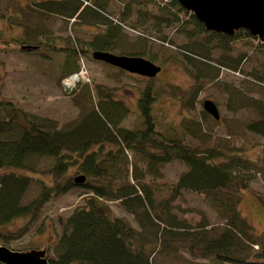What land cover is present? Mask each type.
Instances as JSON below:
<instances>
[{"label":"trees","instance_id":"16d2710c","mask_svg":"<svg viewBox=\"0 0 264 264\" xmlns=\"http://www.w3.org/2000/svg\"><path fill=\"white\" fill-rule=\"evenodd\" d=\"M8 1L12 2L15 12L10 10L6 17L16 18L13 21L19 22L26 35L23 41L18 37L15 41H19L21 46L42 48L43 52L51 49L64 53L62 65L65 69L61 79L80 70L79 56L96 50L147 57L156 55L149 48L154 42V33H145L139 25L140 11L136 12L134 21L130 20V0L117 15L109 8L112 0ZM164 3L159 8L165 12H168L167 6H176L185 12L181 24L188 23V17H191L196 26L185 30L190 39L205 32L220 41L217 47L222 52L216 59L210 57L205 45L196 46L195 42L177 50L176 54L181 52V62L195 85L189 89L192 96L185 105H193L197 101L203 88L198 80L211 72L205 71L208 66L218 72L228 68L244 74L242 64L248 59V50L233 54L237 47L234 40L241 36H244V48L261 57L255 59L259 63L258 68L246 74L260 83L264 82V39L252 36L245 29L233 35L207 31L195 15H187L176 0ZM51 14L65 19L71 30L91 26L86 29L90 38L78 36L73 39L68 36L65 40L68 34L59 36L49 24ZM127 22L142 28L135 38L140 44L138 48L127 45L125 27L130 26ZM168 23L164 19L157 23L159 30L155 33L159 37L156 39L163 45L173 44L162 27L164 24L167 27ZM36 48L20 50L26 53ZM167 59L176 60L177 57L170 54ZM216 84L222 85L223 91L234 99L236 110L248 105V100L246 105L238 101L240 99L228 88L229 85ZM94 89L96 100L89 85L79 83L72 93V100L82 105V115L62 126H57L47 117L26 111L14 100H0V229L20 216H28V222L33 223L51 197L78 186L86 196L85 203L64 218L61 232L53 244L54 258L50 259L53 264H264V246L254 255L250 251L259 238L241 209L242 192L254 178L252 169L256 168L257 162L244 156L246 151L240 147L198 143L197 138L208 137L200 120L188 118L187 126L182 123L179 128L170 125L165 130H158L153 103L159 93L154 91L152 83L141 90L137 99L141 121L133 128L122 125L132 111L128 103L111 95L102 85L95 84ZM78 90L82 96L74 94ZM252 106L258 117L245 122V129L264 137V102ZM202 115L208 117L205 110H202ZM230 135H237V132L231 131ZM43 159L51 162L46 170L49 174L47 180L29 174L38 171ZM174 160L187 166L178 180H157L161 165ZM73 169L86 176L84 183H74V175L69 174ZM34 181L41 184V191L32 201L23 203L25 192ZM185 190L205 196L218 207L226 219L219 232H214L207 220L197 223L194 228L185 218L172 212L174 201ZM161 192H165V196H161ZM105 200H120L134 215L138 226L113 214ZM25 230L27 228L20 231L23 233ZM15 233L11 232L9 236L13 237ZM5 235L1 229L0 240L7 242ZM184 250L209 260L183 258L181 252ZM251 256L255 259L250 262Z\"/></svg>","mask_w":264,"mask_h":264},{"label":"rangeland","instance_id":"374dc122","mask_svg":"<svg viewBox=\"0 0 264 264\" xmlns=\"http://www.w3.org/2000/svg\"><path fill=\"white\" fill-rule=\"evenodd\" d=\"M127 1L112 0L109 8L117 15ZM166 1L168 0H130L132 5L130 20L134 21L136 12L140 11L141 21L139 25L144 28L141 29L147 34L154 33V42L150 44L149 48L156 55L152 57L150 54L146 58L162 65V70L155 78L130 73L104 61L95 60L89 52L88 55L78 57L79 69L80 72L84 70V77L68 84L65 79L69 76L60 78L63 75V69H65L62 65L64 53L51 51V49L43 52L42 48L31 49L26 53L22 52L21 43L15 41V38L18 37L20 41H23V37H26L24 30L18 21H13L17 20L16 18L6 17L10 10L15 12V8L10 4L12 2L1 0L4 17H0V100H14L26 111L47 117L57 126H62L76 116L82 115V105H77V102L72 100L74 98L72 93L78 88L79 83L83 82L89 85L95 100L94 85L99 84L108 89L114 97L124 99L128 103L132 111L124 119L122 125L133 128L141 121L138 116L137 99L141 90L147 84L152 83L155 88L154 91L159 93L153 105L156 109L154 115L157 119L158 130H165L170 125L179 128L182 123L187 126L189 124L188 118L200 120L202 130L208 137L197 138L198 143L204 146L224 144L240 147L242 151H246L244 156L257 162L256 168L252 169L254 178L242 192L241 201L242 214L254 226L256 237L259 238L257 244H253L250 249L254 255L264 246V137L245 129V122L258 117V112L252 105L257 102H264V82H258L246 72L258 68L259 63L255 59H261V57L257 53H251L249 48H244V36L236 38L234 43L237 47L233 50V54L248 50V59L242 64L244 74L228 68H222L221 72H218L217 69L208 66L205 71L211 72L206 73L204 78L201 77L198 80L203 84V88L200 90L197 101L193 105L192 103L188 106L185 105L189 97L192 96L189 89L194 88L195 85L190 73L185 70L184 63L181 62L183 59L181 52L180 55L176 54L179 47H184L189 42H195L196 46L197 44L205 45L212 59L218 58L217 55L222 51H220V47H217L220 44L219 39L212 38L211 35L204 34L205 32L190 39L185 34V30L193 29L196 26L193 20L188 17V23L181 24L185 12H181L176 6L173 8L167 6L168 12L161 10L159 7ZM184 10L188 13L187 15L192 14L191 11ZM161 19L169 22L167 27L165 24L162 27L164 33L169 34L173 44L166 43L163 45L156 39L159 37L155 33L159 30L157 23ZM48 22L59 36L68 34L64 37L65 40L68 36L73 39H77L78 36L90 38L86 29H90L91 26L71 30L65 19L54 14L48 17ZM127 24L131 26L125 27V32L128 33L127 45L138 48L140 44L138 41L136 42L135 38L141 29L133 27L129 22ZM246 41L248 42L249 39ZM115 52L120 51L115 50ZM170 54L177 59H167ZM218 82L229 85L228 88L232 89L240 99L238 101L246 105L248 100V105L236 110L234 99L229 93L223 91L222 85L216 84ZM66 87H69L70 90L66 91ZM74 94L82 96L79 90ZM183 95L181 100L180 97ZM207 99H214L216 102L221 116L219 120L210 114L208 117H203V103ZM231 131L237 132V135L231 136ZM128 155L131 159V152L128 151ZM50 163L49 160L43 159L39 164L38 171L29 172V174L35 177H44L46 180L49 179L46 170ZM186 169L187 166L184 163L174 160L171 163L161 165V173L157 180L176 182ZM13 170L18 171V169ZM69 174L74 175V177L81 175L79 170L77 172L75 169L71 170ZM40 191L41 184L35 181L31 182L22 202L32 201ZM161 196H165V192H161ZM85 197L78 186H72L54 195L44 204L33 223L28 222V216H20L2 225L1 229L3 234H6L5 237L8 241L0 240V245L17 251L30 248L41 249L45 244H49L53 249V244L61 232L64 218L69 216L75 208L82 206L85 203ZM104 202L109 204L113 214L125 218L135 227L138 226L134 215L126 210L120 200H105ZM172 212L181 218H185L194 228L197 223L207 220L212 230L219 232L226 224V219L222 217L218 207L211 204L205 196L187 190L183 191L174 201ZM21 228H27V230L22 233ZM15 231L17 233L10 237L9 234ZM181 254L183 258H194L199 261L209 260V258H203L199 255L194 256L187 250L182 251ZM254 259V256H251L248 261L251 262ZM262 261L264 262V259ZM225 264L236 263L226 262Z\"/></svg>","mask_w":264,"mask_h":264},{"label":"water","instance_id":"95a60500","mask_svg":"<svg viewBox=\"0 0 264 264\" xmlns=\"http://www.w3.org/2000/svg\"><path fill=\"white\" fill-rule=\"evenodd\" d=\"M185 9L191 11L209 31L233 35L240 29L247 30L252 36L264 39V0H177ZM22 48H31L23 45ZM96 60L104 61L131 73L155 77L161 66L140 55L116 54L109 51L92 52ZM69 90V87H67ZM204 110L215 119H220L216 102L207 99ZM85 175L74 178L83 183ZM0 264H51L46 257V249H27L17 251L0 245Z\"/></svg>","mask_w":264,"mask_h":264},{"label":"bare ground","instance_id":"6f19581e","mask_svg":"<svg viewBox=\"0 0 264 264\" xmlns=\"http://www.w3.org/2000/svg\"><path fill=\"white\" fill-rule=\"evenodd\" d=\"M85 3H87V1H85ZM83 74H84V70H83V72L72 74L71 76H69L65 80H67L66 82H68V84H72V82H76L77 80L82 79L81 77H84ZM155 101H154V103H155ZM154 103H153V105H154Z\"/></svg>","mask_w":264,"mask_h":264},{"label":"flooded vegetation","instance_id":"af4514ba","mask_svg":"<svg viewBox=\"0 0 264 264\" xmlns=\"http://www.w3.org/2000/svg\"><path fill=\"white\" fill-rule=\"evenodd\" d=\"M43 248H45L47 251H46V255H47V258L50 260V259H52V253H51V247H50V245L49 244H45L44 246H43Z\"/></svg>","mask_w":264,"mask_h":264},{"label":"clouds","instance_id":"9594fccd","mask_svg":"<svg viewBox=\"0 0 264 264\" xmlns=\"http://www.w3.org/2000/svg\"><path fill=\"white\" fill-rule=\"evenodd\" d=\"M178 2V1H177ZM179 3V2H178ZM196 17V16H195ZM198 20V19H197ZM117 54V53H116ZM141 56V55H140ZM143 57H145V56H143ZM65 78H67V77H65ZM69 90H70V88H69ZM69 90H67V87H66V91H69Z\"/></svg>","mask_w":264,"mask_h":264}]
</instances>
